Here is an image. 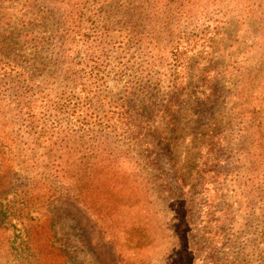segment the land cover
<instances>
[{
    "label": "rangeland",
    "instance_id": "obj_1",
    "mask_svg": "<svg viewBox=\"0 0 264 264\" xmlns=\"http://www.w3.org/2000/svg\"><path fill=\"white\" fill-rule=\"evenodd\" d=\"M0 65L1 175L37 185L1 199L0 264H264V0H0ZM20 90L39 101L35 129H24ZM65 101L92 116L85 131L57 113ZM141 125L164 135L159 166L124 165L109 201L86 169L98 153L143 158L127 132ZM75 152L82 166L55 173L50 160ZM47 183L106 211L116 250L91 247L75 212L56 221Z\"/></svg>",
    "mask_w": 264,
    "mask_h": 264
},
{
    "label": "trees",
    "instance_id": "obj_2",
    "mask_svg": "<svg viewBox=\"0 0 264 264\" xmlns=\"http://www.w3.org/2000/svg\"><path fill=\"white\" fill-rule=\"evenodd\" d=\"M2 65H0V72L2 71ZM26 91V90H25ZM28 92V91H26ZM23 93L21 90L16 91L14 94V98L17 100V104L19 106V116L23 121L24 129L27 131L28 129H35L37 123L39 122V114L36 113L35 109H37L38 100L37 98L34 100H27V98H23ZM210 99V102L207 103L205 101L206 108L209 109L210 104L213 102L214 96L210 95L208 97ZM50 106L53 107L54 104L50 103ZM55 107L58 110V114H64L66 117L70 120V123L72 124V127L76 128L75 126L78 125L77 129H81L82 131H85L88 126L92 123L91 120H93L92 116H89L88 114L81 113L79 102L77 101H65L62 103H58L55 105ZM61 123V121H60ZM212 124L214 127H217V124L215 123V120H212ZM211 127L208 130V134L206 135V140L204 143L199 144V147L202 151L206 152V156L210 157L216 154V143L215 141H211L209 138V134H212V138L215 137V133L211 130ZM109 129V127H107ZM110 130L112 132H116V129L110 127ZM128 134L131 136V146L134 148H138L141 153L142 157L138 161L135 160H126L123 162H120L115 157H108L107 154L98 153L94 158L91 160V166L88 167L86 170L88 173H90V176L93 180H95L97 183L100 184L104 189H112L111 192V198L112 200L115 197V191L119 190L120 188L124 187L123 184V178L126 176V170L124 169V165H131L134 168L142 169L143 167H150L156 170L159 166V158H158V148H159V141L164 140V135L161 132L159 127H156L154 125H141L139 127H129ZM29 135L32 134V132L28 133ZM33 135V134H32ZM256 135V133H255ZM34 136V135H33ZM261 137L264 136V134L261 133ZM150 138V139H149ZM152 139V140H151ZM260 142V141H259ZM262 143V142H260ZM261 151L264 150V145L260 146ZM135 149V148H134ZM107 157V158H106ZM78 154L75 152L72 155V159L68 158L64 161H60L59 159H52L50 160L52 165L55 166L56 170L55 173L59 174H67L70 175L73 171H75L76 167L82 166V163L77 162ZM9 157L6 156L4 153L2 147L0 146V175L5 170V166L7 164ZM211 160L208 159L207 162H205L203 165L204 167L207 166L208 163H210ZM30 166V168L28 167ZM164 165H162V169H164ZM34 165H26L23 170L27 172H35ZM32 170V171H30ZM17 176L16 179V187L15 185H10L7 183L4 174L0 176V203L1 199L7 197L8 195H4L8 190L11 192H14L15 195H19V193H25L27 196H33V192L37 189V185H31L29 182L27 184H24L27 178H23L22 174L15 173ZM176 183H178V187H180V191L185 189V181L181 174V172L176 173ZM204 174V173H203ZM62 181V176H58ZM162 180L166 183L165 185L169 187L168 180L166 179L165 175H162ZM201 184H205L204 179H200ZM22 182L20 185L17 186V183ZM199 182V181H198ZM25 188H28V191L25 190ZM59 189V190H56ZM46 189L50 190L49 193H56L52 194L49 197V200H51L52 204L56 205V209L51 211V214L56 218V221H64L70 217H73V212L76 213L74 217H76L78 220H80V224L82 227L86 228L85 234H89L90 236V245L91 247H106L113 245L114 249L118 247L117 241L111 239L117 238V224L112 223L110 217H108L106 211H103L101 209H98L96 205L90 206V210L94 211L95 213L89 214L86 209L82 208L80 206V202L77 200L76 197L73 195H70L67 190L69 188L66 187L65 183L59 184V186H55L53 184H46ZM30 192V193H29ZM3 195V196H2ZM185 194H181L180 198H184ZM6 205L3 204V208L0 209V217L1 218H7L5 217L6 214L9 213V209L5 208ZM51 216V215H50ZM133 232V231H132ZM112 247V248H113ZM116 250V249H115Z\"/></svg>",
    "mask_w": 264,
    "mask_h": 264
}]
</instances>
